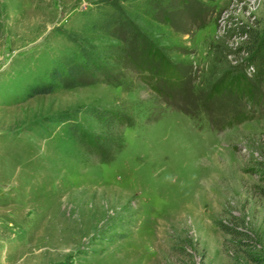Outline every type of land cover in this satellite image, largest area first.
<instances>
[{"label":"rangeland","instance_id":"1","mask_svg":"<svg viewBox=\"0 0 264 264\" xmlns=\"http://www.w3.org/2000/svg\"><path fill=\"white\" fill-rule=\"evenodd\" d=\"M248 27L264 29V0H0V264H264ZM124 45L102 73L33 92L65 59ZM240 74L250 90H215ZM94 107L126 117L108 159L70 134L103 133ZM234 217L249 238L217 224Z\"/></svg>","mask_w":264,"mask_h":264},{"label":"trees","instance_id":"2","mask_svg":"<svg viewBox=\"0 0 264 264\" xmlns=\"http://www.w3.org/2000/svg\"><path fill=\"white\" fill-rule=\"evenodd\" d=\"M115 15L112 13L110 17L106 19V22L111 24ZM239 33L244 34L245 40L243 41V51L246 53L244 59L247 69L252 68L253 79L264 80V29L258 31L253 28H241ZM128 47L124 46H109L97 51H82L81 61L72 59H65V66L63 69H54L50 73V82L41 86H35L33 92L35 93H50L57 85H63L66 87H73L78 85L80 77L84 74H91L92 77L98 73L103 72V67L108 63H120L129 57L127 52ZM149 58V57H148ZM153 60L157 59V54L152 56ZM150 59V58H149ZM162 67L156 69L159 73L168 74L173 72V67L160 60ZM143 67L146 65L143 64ZM177 78V77H176ZM230 85L238 90L245 91L250 90L251 83L244 74L240 75H226L215 86V90H221V86ZM87 113L92 117L100 121L103 127L102 134L89 135L85 132H81L75 125H70V134L78 140L81 144L85 145L89 150L94 153L98 158L108 159L111 151H113L116 142H119L122 138V127L126 123V117L121 111L108 108H90ZM262 172L259 177V182L256 185L258 194L264 196V162L261 163ZM234 225L239 227L225 228L223 224L218 222L219 227L228 234L234 235L236 238H249V235L245 231H242L240 227L243 225L242 219L234 217ZM249 240V239H247Z\"/></svg>","mask_w":264,"mask_h":264}]
</instances>
